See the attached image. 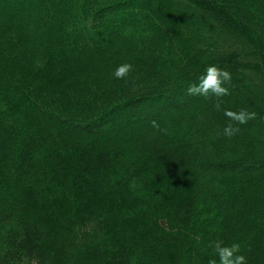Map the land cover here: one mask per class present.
Returning <instances> with one entry per match:
<instances>
[{"label": "trees", "instance_id": "1", "mask_svg": "<svg viewBox=\"0 0 264 264\" xmlns=\"http://www.w3.org/2000/svg\"><path fill=\"white\" fill-rule=\"evenodd\" d=\"M212 65L220 110L187 94ZM215 241L264 264V0H0V264H219Z\"/></svg>", "mask_w": 264, "mask_h": 264}, {"label": "clouds", "instance_id": "2", "mask_svg": "<svg viewBox=\"0 0 264 264\" xmlns=\"http://www.w3.org/2000/svg\"><path fill=\"white\" fill-rule=\"evenodd\" d=\"M133 71V65L130 63H123L116 68L114 76L117 79H126ZM232 80L231 73L227 70L217 68L215 65L209 66L206 69V74L200 78L198 83H194L187 88V94L190 96H201L204 98L216 97V110H220V98L230 94L229 87ZM224 115L232 122L225 126L223 134L231 138L236 135L240 128L238 125H243L251 120H255L257 113L241 109L239 111L225 110ZM153 126H157L153 121ZM215 249L218 256L219 264H247L246 257L241 255V246L238 243L231 245H224L222 241H215L211 245ZM208 264H217L216 259H210Z\"/></svg>", "mask_w": 264, "mask_h": 264}]
</instances>
